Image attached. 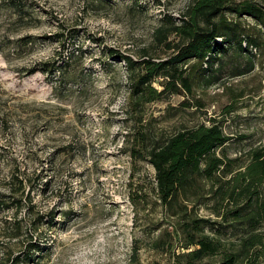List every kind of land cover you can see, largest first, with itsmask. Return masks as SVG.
<instances>
[{"label": "rangeland", "instance_id": "rangeland-1", "mask_svg": "<svg viewBox=\"0 0 264 264\" xmlns=\"http://www.w3.org/2000/svg\"><path fill=\"white\" fill-rule=\"evenodd\" d=\"M189 3L0 0V192L7 195L16 176L34 204L33 215L25 206L16 217L23 226L16 240L1 228L15 212L0 210L1 264L22 259L37 215L43 223L31 232L41 249L32 264H168L177 240L170 252L151 245L172 227L154 191V169L145 154L130 155L127 135L137 129L162 142L215 121L234 139L231 156L264 143V32L248 16L225 13L258 41L245 53L255 63L250 73L231 77L228 60L218 83L132 110L122 56L167 57L171 50L159 45L155 29L164 15L178 21ZM197 212L208 214L204 207Z\"/></svg>", "mask_w": 264, "mask_h": 264}, {"label": "trees", "instance_id": "trees-1", "mask_svg": "<svg viewBox=\"0 0 264 264\" xmlns=\"http://www.w3.org/2000/svg\"><path fill=\"white\" fill-rule=\"evenodd\" d=\"M15 6L24 10L20 3ZM226 12L252 18L264 32V5L249 0H190L178 21L164 15L155 29L159 45L171 50L167 57L158 58L148 51L137 60L122 56L132 110L166 94L182 90L192 94L196 84L218 83L228 60L231 77L254 69V61L245 53L249 46L258 47V41L239 22L227 19ZM170 36L173 41H167ZM61 44L65 46L64 41ZM127 138L130 155L141 158L145 154L154 169V191L172 230H161L151 245L170 252L177 240L178 251L168 264H264V143L250 146L244 155L231 156L227 148L234 139L215 121L183 128L162 142L150 141L146 132L137 129ZM40 179L36 176L34 182ZM8 180V194L0 192V210L11 209L15 217L1 228L4 237L16 240L23 229L16 217L25 206L33 215L34 204L29 194L24 195L20 179L12 176ZM201 207L208 210L207 215L197 212ZM48 218L53 223V216ZM42 220L37 215L28 225L23 257H12L13 264L38 262L41 245L31 230L41 226ZM137 251L133 248V255Z\"/></svg>", "mask_w": 264, "mask_h": 264}]
</instances>
